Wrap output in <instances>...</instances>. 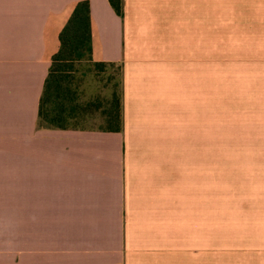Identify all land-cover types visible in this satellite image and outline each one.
Listing matches in <instances>:
<instances>
[{
	"label": "crops",
	"instance_id": "1",
	"mask_svg": "<svg viewBox=\"0 0 264 264\" xmlns=\"http://www.w3.org/2000/svg\"><path fill=\"white\" fill-rule=\"evenodd\" d=\"M78 1L0 0V264H264V0H89L122 129L40 127Z\"/></svg>",
	"mask_w": 264,
	"mask_h": 264
},
{
	"label": "trees",
	"instance_id": "2",
	"mask_svg": "<svg viewBox=\"0 0 264 264\" xmlns=\"http://www.w3.org/2000/svg\"><path fill=\"white\" fill-rule=\"evenodd\" d=\"M116 13L124 16V0H109ZM60 48L53 55L49 73L42 92L38 125L45 128H78L72 126L84 104L72 87L75 68L91 61L101 70L122 66L113 62L93 61V23L89 0H80L60 33ZM109 130H121L123 126L122 95L113 99L105 110Z\"/></svg>",
	"mask_w": 264,
	"mask_h": 264
},
{
	"label": "rangeland",
	"instance_id": "3",
	"mask_svg": "<svg viewBox=\"0 0 264 264\" xmlns=\"http://www.w3.org/2000/svg\"><path fill=\"white\" fill-rule=\"evenodd\" d=\"M72 87L77 91L79 100L84 104L72 126L78 128L107 127L105 110L113 104V99L121 96L122 75L118 66L101 70L91 61L80 63L75 68ZM220 117V116H219ZM220 123H225L226 121ZM244 127H227L219 125L217 150L219 154L235 151L257 150L258 143L249 141L258 138L256 126L243 124Z\"/></svg>",
	"mask_w": 264,
	"mask_h": 264
}]
</instances>
